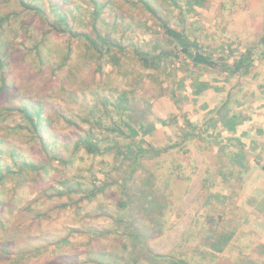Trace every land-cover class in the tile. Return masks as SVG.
Returning a JSON list of instances; mask_svg holds the SVG:
<instances>
[{
	"label": "rangeland",
	"instance_id": "obj_1",
	"mask_svg": "<svg viewBox=\"0 0 264 264\" xmlns=\"http://www.w3.org/2000/svg\"><path fill=\"white\" fill-rule=\"evenodd\" d=\"M24 1L41 13L0 0V15L17 13L3 28L12 89L0 94V167L23 178L0 182V264H227L216 238L233 235L242 207L264 221V26L249 2L144 0L153 15L139 0ZM61 15L72 33L94 38V27L120 49L101 55L54 32ZM162 23L219 63L250 50L253 66L230 76L180 55L145 68L133 51L179 50ZM31 104L51 118L43 133L64 163L3 109ZM232 242L236 264H264L249 258L260 244Z\"/></svg>",
	"mask_w": 264,
	"mask_h": 264
},
{
	"label": "trees",
	"instance_id": "obj_2",
	"mask_svg": "<svg viewBox=\"0 0 264 264\" xmlns=\"http://www.w3.org/2000/svg\"><path fill=\"white\" fill-rule=\"evenodd\" d=\"M93 5L96 6L97 2L96 0H92ZM139 2L142 4V6L151 14L155 15V10L144 0H139ZM16 3L19 6H22L23 10L28 12H37L41 13L40 9L36 6H33V4L25 3L24 0H16ZM96 15L98 14L97 11L94 12ZM17 15V13H10L5 15H0V94H8V92L12 89V84L9 82V73H8V59L10 58V51L11 46L5 42L3 38V28L8 25L11 22V18ZM26 22V21H24ZM54 32H69L73 37H81L83 38L87 44L97 49L99 54L104 55L110 53V51L113 48H119L115 44H112L111 42H108L105 37H102L99 33L96 32V29L93 27L94 38H92L88 33H72L71 30L68 28L66 19L64 15H61L58 17V22L55 23V25H51ZM162 29L163 34L166 38V41L169 42L171 45L178 46L179 50L177 53H173L169 50L161 49L159 50L155 56H151L146 53L142 52H136L135 55L137 56L138 61L145 67V68H153L161 66L163 61H166L167 59H171L174 56H180L184 55L187 57L190 62L198 67H204L206 69L225 73L230 76H235L236 74L245 73L247 74L249 70L253 66V57L251 55L250 50H245L243 53H241L236 60L233 61L232 64H225V63H219L218 61H215L211 58L210 55L205 54L201 52L198 48V46L189 41V39L186 38V35L184 34V31H177L171 27H169L167 24L162 23ZM120 49V48H119ZM173 49V48H172ZM175 49V48H174ZM173 49V50H174ZM34 54L37 55L38 59L41 61V51L38 44L34 46ZM203 88H205V85L203 84ZM4 103V102H3ZM32 106L28 105H22V106H12V107H3L4 110L7 111H16L18 114L21 115L23 119V128L20 126H16V130L20 132H26V134L33 136L34 140L37 139V142L43 147L44 152L47 156H49L50 153H52V159L55 161L57 160L59 163H64L63 161H60V157L57 153H54L52 151V147L54 146L55 142L51 141L49 138L45 136V133L43 131H47L49 127H52V121L49 116H45V108L40 104H31ZM30 106V107H29ZM2 109V110H3ZM228 124L234 125L233 121L228 122ZM78 144V143H77ZM78 146H75V149L78 150ZM86 151L89 153H94L98 151V145L95 141V143L89 142L84 147ZM35 163H27L22 162L20 164L21 169L23 170H38V169H45L46 163L43 164V166L35 167ZM29 168V169H28ZM11 174H14V177H11ZM22 173L21 171H18L14 173L11 169H8L7 166L0 167V182H3L6 178L11 179H18L22 181Z\"/></svg>",
	"mask_w": 264,
	"mask_h": 264
},
{
	"label": "crops",
	"instance_id": "obj_3",
	"mask_svg": "<svg viewBox=\"0 0 264 264\" xmlns=\"http://www.w3.org/2000/svg\"><path fill=\"white\" fill-rule=\"evenodd\" d=\"M247 1L249 2V7L250 8L252 7L249 11L252 13L255 10V14H256L255 18H254V15L253 16L250 15L249 17L250 21L254 19L258 21L259 24H262L264 26V0H247ZM252 164L253 163L249 160V167L256 171L258 167H254V166L251 167ZM253 193L254 191L251 189V191L248 192V196L253 195ZM255 207H253L250 204H245L244 207H242L243 210L241 211V213L244 216H246V218L244 217H242L241 219L238 218V220L235 221V223L231 227L233 231V235L231 236V233H228V230H225L223 235L219 234L220 237L216 238V243L222 246V249H223L222 254H225L224 256L228 258L227 264H236V262L239 259L238 254L241 252V250L239 247H237L238 245L235 246L237 254L235 253L234 250H227V255H226V249L228 248L229 245L233 243L232 239H234V237L236 236L239 237V244H245L247 242H249L250 244L255 243L256 246L257 244H260L258 246L262 249V251H264V221L258 219L259 216L261 215L260 213L262 212L258 213V210ZM252 214L256 215V217H254V221L253 222L248 221V223L244 224L245 223L244 221H247L249 216H251ZM247 227L249 228V231L247 229L245 230V228ZM226 228L227 227L224 226V229ZM238 228L239 230H242L240 231V233H238V230H236ZM249 258L252 260H262L263 261L264 255L262 254L258 256L255 246L253 245L251 247V251L249 252ZM220 263L219 261L217 262V264H220Z\"/></svg>",
	"mask_w": 264,
	"mask_h": 264
}]
</instances>
